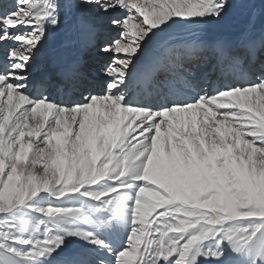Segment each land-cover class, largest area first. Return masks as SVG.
<instances>
[{
  "label": "snow or ice",
  "instance_id": "obj_1",
  "mask_svg": "<svg viewBox=\"0 0 264 264\" xmlns=\"http://www.w3.org/2000/svg\"><path fill=\"white\" fill-rule=\"evenodd\" d=\"M77 194L93 214L42 203ZM241 261L264 264V0H0V264Z\"/></svg>",
  "mask_w": 264,
  "mask_h": 264
},
{
  "label": "bare ground",
  "instance_id": "obj_2",
  "mask_svg": "<svg viewBox=\"0 0 264 264\" xmlns=\"http://www.w3.org/2000/svg\"><path fill=\"white\" fill-rule=\"evenodd\" d=\"M141 2L143 4L144 0H141ZM105 30L106 29L103 30V38H105V39L111 38L112 34H109L107 32L105 33L104 32ZM258 32H259V27H257L255 29V35ZM216 34H217L216 32H214V33L209 32V37H214ZM258 36H259V33H258V35H256V37L258 38ZM73 40H74V37H73L70 29H68V28L61 29L58 33L54 34L52 39H50L48 49L50 52H55L59 56L67 58L68 56L72 55L76 51L75 47L73 46ZM84 55H85V58L88 59V62L91 63L92 67H90V68L92 70H94L96 68V66L99 65L100 63H102L104 60H107V57H105L104 55H99V57H96L93 53H86ZM101 56H104V57H101ZM58 70H59L58 66L57 67L49 66L47 64V60H45L43 72H48V73L54 74ZM34 125L35 124H33V126ZM48 198L49 197H47V196H42V203H44V204L49 203ZM61 203L68 204L69 202L67 203V201L63 200ZM92 204H93V202L90 200L85 201V203H84V207L89 214H93ZM32 216L34 219L38 218L37 214H35V213H33ZM82 226L83 227H89L88 225H82ZM103 237L105 239L111 241L114 249H118L119 247H121L123 245V242L127 237V228L125 227L122 229H117L115 231L104 232ZM66 243L68 244L69 249H74V248L84 246V241L78 240L75 237L68 238ZM240 264H243V262L241 261Z\"/></svg>",
  "mask_w": 264,
  "mask_h": 264
},
{
  "label": "rangeland",
  "instance_id": "obj_3",
  "mask_svg": "<svg viewBox=\"0 0 264 264\" xmlns=\"http://www.w3.org/2000/svg\"><path fill=\"white\" fill-rule=\"evenodd\" d=\"M142 3V2H141ZM257 27H259V26H257ZM103 30L104 29H102V32H103ZM105 33L107 32V33H109V34H112V37H114L115 35H116V32L115 31H113V30H109V29H106L105 31H104ZM211 33L213 32H215V31H210ZM259 33V32H258ZM258 33L256 34V35H258ZM94 55H95V53H93ZM96 57H99V55H95ZM105 57H107V59H109L110 57L107 55V54H105L104 55ZM104 56H101V57H104ZM89 65H90V67H92L91 66V63H89ZM91 69V68H90ZM92 70V69H91ZM32 120H30L29 121V123H31V125L33 126V124H35L36 123V121H32ZM35 126V125H34ZM30 155H31V152H30ZM38 168H39V166H38ZM48 200H49V203H53V204H61V202L62 201H56V200H53L52 198H48ZM65 201H67V203L68 204H73V205H83L84 206V203H85V201H89L87 198H85V197H82V196H80L79 194H77L76 196H73V197H70V198H66L65 199Z\"/></svg>",
  "mask_w": 264,
  "mask_h": 264
}]
</instances>
